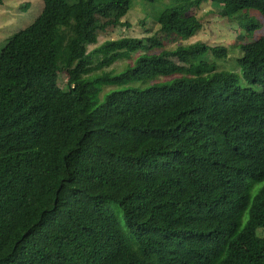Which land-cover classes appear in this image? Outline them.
Wrapping results in <instances>:
<instances>
[{"label":"trees","instance_id":"obj_1","mask_svg":"<svg viewBox=\"0 0 264 264\" xmlns=\"http://www.w3.org/2000/svg\"><path fill=\"white\" fill-rule=\"evenodd\" d=\"M43 2L0 50V264H264V188L251 193L264 181V38L237 60L258 89L203 60L225 46L166 47L194 36L184 20L208 3L264 17V0H178L153 36L92 51L130 28L132 0ZM248 18L247 35L260 28ZM73 22L68 89L53 91L44 73L60 71L56 33Z\"/></svg>","mask_w":264,"mask_h":264},{"label":"rangeland","instance_id":"obj_2","mask_svg":"<svg viewBox=\"0 0 264 264\" xmlns=\"http://www.w3.org/2000/svg\"><path fill=\"white\" fill-rule=\"evenodd\" d=\"M178 0H155L149 3L143 0H132V7L128 14L123 18V23L130 25V28L118 26L106 33L99 34L98 45L88 47L92 51L99 45L108 41H117L122 38L144 39L153 36L159 30L154 22L155 16L165 8L175 5ZM44 9L43 0H2L0 2V50L5 47L9 39L14 35L26 30L35 23V20L41 15ZM256 16L260 28L253 30L247 35L249 18ZM187 24H194L197 27L194 36L191 39L182 42L167 41L166 47L169 50L175 49L178 45L188 46L196 42H203L207 45H222L229 49V56L226 59L219 60L206 54L203 60L217 65L218 71H228L239 76L238 84L241 87L257 86L249 84L244 80L237 60L241 58V45L252 43L264 38V17L256 11H243L233 17H223L220 13V6L214 3H208L204 8L198 10L187 20ZM58 55L56 65L60 69L56 71H46L44 73L45 81L53 90L68 89V74L63 69L67 65L69 49L77 38V23L72 26L61 27L57 33ZM142 54L141 51L127 56L126 59L115 63L106 71L113 70L115 73L124 71L129 65H134L136 59ZM181 75H175L169 78L159 77L145 83H135L130 86L145 87L159 82L171 81ZM119 87H108L104 90L102 98L106 93ZM264 188V181L252 185L251 193L255 196ZM248 214L244 216V225L247 223ZM257 236L264 239V230H258Z\"/></svg>","mask_w":264,"mask_h":264}]
</instances>
